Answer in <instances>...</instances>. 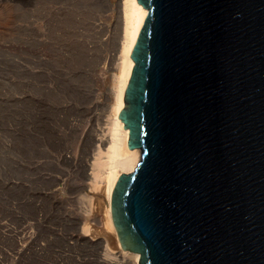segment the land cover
<instances>
[{"label":"water","instance_id":"obj_1","mask_svg":"<svg viewBox=\"0 0 264 264\" xmlns=\"http://www.w3.org/2000/svg\"><path fill=\"white\" fill-rule=\"evenodd\" d=\"M136 2L118 238L141 264H264V0Z\"/></svg>","mask_w":264,"mask_h":264},{"label":"rangeland","instance_id":"obj_2","mask_svg":"<svg viewBox=\"0 0 264 264\" xmlns=\"http://www.w3.org/2000/svg\"><path fill=\"white\" fill-rule=\"evenodd\" d=\"M116 2L0 0V237L21 238L24 222L32 223L28 219L45 207L52 213V198L44 193L62 188V202L78 213L90 203L88 163L94 137L112 114L113 56L124 36L112 7ZM107 58L111 66L103 76ZM72 123H81L85 132L70 135ZM71 150L78 152L75 163L60 162L61 170L52 165ZM43 174L63 181L46 182ZM2 237L1 248L11 245ZM86 257L96 259L97 252Z\"/></svg>","mask_w":264,"mask_h":264},{"label":"bare ground","instance_id":"obj_3","mask_svg":"<svg viewBox=\"0 0 264 264\" xmlns=\"http://www.w3.org/2000/svg\"><path fill=\"white\" fill-rule=\"evenodd\" d=\"M112 5L118 15L115 21L123 26L124 36L120 40L119 53L113 56L116 74L113 75L112 114L106 123L107 127L98 131L94 137L93 162L88 163L86 174L90 182L86 183V194L90 203L78 213L72 203L62 202V188L50 191L49 194L44 193L45 197L52 198L50 210L53 212L45 207L42 215L28 219L32 223L24 222L27 225L21 230V238L11 233L1 236L5 241H10L11 245L0 247V264H85L94 260L98 264H141L142 257L127 252L128 249L118 238L108 210L112 205L114 187L123 175L131 174L140 162L141 152H130L129 134L120 122V114L126 109L125 92L134 69L131 54L148 14L136 0H117ZM111 17L113 20V16H108ZM108 59L99 71L103 76L111 66ZM93 105L97 108L100 99ZM92 109L94 108L89 110ZM82 131L85 132V128L81 123H72L69 129L73 137L80 135ZM60 159L56 163L52 162L59 170L60 162L75 163L78 152L67 151L60 155ZM47 164L50 165L51 162L48 161ZM42 178L46 182L63 181L51 174H43ZM54 212L58 217L50 219L49 214L54 215ZM73 226L75 228L70 229ZM94 251L97 252L96 259L86 257L88 252Z\"/></svg>","mask_w":264,"mask_h":264}]
</instances>
